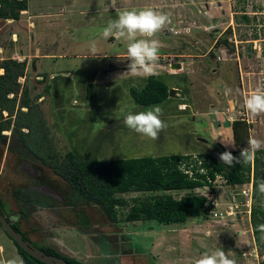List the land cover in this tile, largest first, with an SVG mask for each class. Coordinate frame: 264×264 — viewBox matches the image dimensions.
Here are the masks:
<instances>
[{
	"label": "rangeland",
	"instance_id": "374dc122",
	"mask_svg": "<svg viewBox=\"0 0 264 264\" xmlns=\"http://www.w3.org/2000/svg\"><path fill=\"white\" fill-rule=\"evenodd\" d=\"M28 1L34 11L47 14L44 20L48 21L43 27L44 32L48 33V41L57 40L63 44L61 49H55L59 56L49 59L47 64L55 72L66 70V67L69 72L62 82L57 81L60 84L54 85L52 80H48L51 86H47L45 91L50 88L49 98L44 96L43 100L47 106V100L53 103L54 98L61 99L63 104L52 110L51 116L49 112L45 115L49 132L53 134L54 146L60 154L68 150L79 159L88 152L89 158L106 160L168 156L198 150L217 156L221 147H233L225 148L221 140L233 144L226 117L234 116L238 109L245 112L248 120V137L251 135L264 141V114L251 117L243 103L252 91L264 89V58L256 55L257 49L251 43L255 16L246 15L248 20L245 21L240 13L243 7L249 10L247 4L253 0H115V5L113 0ZM261 1L264 4V0H257V4ZM144 8H152L170 17L171 23L153 37L160 42L154 72L161 69L164 73H160V77L167 85L184 76L185 84H174L178 91L183 92V96L176 93L148 107L136 105L128 93V87L134 84L140 86L145 80L143 76L132 75L110 79L98 84V87L94 83L92 90L96 92L92 100L84 101L83 106L72 105L77 108L69 107L77 93L82 98L86 92V82L93 81V67L107 68L109 61L123 67L124 60L117 61L119 58L114 55L126 54L128 41L126 37L109 40L103 35L109 21L117 18L119 10ZM95 9L106 11L96 13ZM259 10L264 13V5ZM30 12L22 14L23 21L6 23L0 20V46H5V51L1 47L4 55L7 54L6 39L10 31L17 26L20 30L33 19ZM40 20L41 16L35 17V28L41 25ZM204 26H208L207 29ZM39 29L36 30L37 38ZM222 39L226 43H222ZM218 41L220 44H217ZM93 47L95 53L92 52ZM177 62L182 63L183 71L170 67V64ZM67 63L69 66H66ZM166 73L173 74L174 78H169ZM30 76V73H26L24 82L31 92L44 93L43 85ZM180 102L185 103V108L183 104H178ZM41 103L40 109L43 107ZM151 106L161 107V119L166 124L156 140L143 138L123 124L127 114L144 111ZM2 134L8 135L9 131ZM7 145L8 142L0 144L3 213L11 221L18 220L20 229L33 244L45 243L62 254H76L59 246L56 239L61 237L66 243L76 246L80 253L92 251L93 256L88 255L84 264H195L205 252L217 249L224 250L236 264H258L264 258L254 246L250 229V198L241 193V189L249 186L248 183L229 186L220 176H216L211 186L213 190L195 188V192L211 196V212L205 219L191 218L180 225H162L154 221L124 222L128 205L117 208L116 223H111L95 209H87L93 224L90 227L77 226L81 229L84 227V231L91 235L85 237L74 227L79 222L74 209L64 201L35 190L40 195L38 197L48 203L37 205L35 212L26 219L19 218L11 190L29 187L39 181L53 187L56 177L28 156L20 158L9 153ZM22 160H27L31 165L21 164ZM25 167L33 172L39 170V176L33 178L27 175ZM56 190L67 199L65 190ZM170 193L179 197L183 192ZM143 195L146 193L120 194L128 201L131 197ZM213 212L217 216H213ZM147 226L151 229H145ZM1 253L0 264H3L2 260L19 261L14 244L0 229Z\"/></svg>",
	"mask_w": 264,
	"mask_h": 264
},
{
	"label": "trees",
	"instance_id": "16d2710c",
	"mask_svg": "<svg viewBox=\"0 0 264 264\" xmlns=\"http://www.w3.org/2000/svg\"><path fill=\"white\" fill-rule=\"evenodd\" d=\"M26 6L27 0H0V20L17 19ZM241 18L248 20L246 15H241ZM221 42L226 43L225 39ZM0 70V144L8 142L9 153L19 157L28 156L56 177V183L51 181L56 189L65 190L66 204L75 210L78 226L90 225L86 216L88 208L95 209L111 223H116L117 208L125 205L128 208L123 221L127 223L154 221L162 225H180L191 218L205 219L212 204L202 194L195 192V188L207 187L208 190H213L212 182L216 176H220L229 186L251 182L249 224L254 246L264 255V227H261L264 226V195L256 191L255 187L264 180V148L256 153L255 160L250 165L228 166L219 159V154L225 151L238 157L240 150L247 147L248 122H231L233 147H221L217 156L200 151L194 155L179 153L98 160L89 158L88 152H85L81 158L76 159L71 151L67 150L63 154L57 151L40 109V102L29 95L25 85L18 82V78L24 75L25 62L10 57L0 58ZM166 74L169 78H174L173 74ZM160 76H146L142 85H134L128 89L134 104L148 107L167 98L169 88ZM183 79L184 76L173 82L185 84ZM92 85L90 82L85 85L87 98L93 93ZM181 103L184 102L178 104ZM6 130L9 134H2ZM181 162L186 163L185 165L191 163L190 175L182 171ZM171 191L183 193L174 197ZM128 192H145L146 195L131 197L129 201L120 196ZM10 195L18 208L19 218L26 219L35 212L37 205L48 203L28 187L14 188ZM3 209L4 204L0 198L1 212ZM5 217L9 220L7 214ZM9 221L16 231L21 232L23 238L30 240L20 229L18 220ZM145 229L151 227L147 226ZM12 243L23 264H43L24 252L14 241ZM34 245L47 254L62 257L69 264H84L77 258L62 254L49 244ZM258 264H264V258Z\"/></svg>",
	"mask_w": 264,
	"mask_h": 264
},
{
	"label": "clouds",
	"instance_id": "9594fccd",
	"mask_svg": "<svg viewBox=\"0 0 264 264\" xmlns=\"http://www.w3.org/2000/svg\"><path fill=\"white\" fill-rule=\"evenodd\" d=\"M115 5V0H113ZM171 23L170 17L152 8L122 9L117 12V18L109 21L103 29V35L107 38L116 36L127 38L126 60L127 70L123 74L134 76H150L154 74V67L159 59L160 42L154 39L166 24ZM95 47L92 52L95 53ZM244 108L251 117L264 114V89L252 91L244 98ZM162 109L159 106H151L149 109L136 113H129L123 118V124L129 130L141 137L156 140L159 133L166 127L161 119ZM225 148L233 145L221 140ZM264 147V141L249 136L247 147L240 150L238 157L225 151L219 154L222 163L228 166L236 164L250 165L254 162L256 153ZM256 191L264 195V180L256 186ZM264 227V226H261ZM7 264H23L22 260L12 259ZM195 264H236L230 259L224 250L217 249L205 252L195 261Z\"/></svg>",
	"mask_w": 264,
	"mask_h": 264
},
{
	"label": "crops",
	"instance_id": "0c3cea01",
	"mask_svg": "<svg viewBox=\"0 0 264 264\" xmlns=\"http://www.w3.org/2000/svg\"><path fill=\"white\" fill-rule=\"evenodd\" d=\"M243 10H245V7L241 8V11H243ZM28 11H31L29 15H30V17L32 16L33 19L29 20L26 25H23L20 30L18 29V26H17L16 29L10 31V35L6 39L7 54L4 55V53H2L1 47L3 48V51H5V46L1 45L0 46V58L10 57V58L15 59L17 61H24L25 62L24 75L18 78V82L21 85L23 84V85H25L28 88V93H29V95L31 97L36 98L37 102H40V103L42 102L41 104H43V107L41 108V111L43 113L44 120L46 121L45 115L47 116L48 112H49V115L51 116V111L52 110H55L56 108H60L63 105V104H61V99H57V98H54L55 100L53 101V103H51L50 100L48 99L47 100L48 106L44 105V101H43L44 100V96H47L49 98V90H50V88L47 91H45V89L47 88V86H49V87L51 86L48 83V80H52L54 85L55 84H60L58 82H62V79H64V76H67L69 72H68V68L67 67H66V70L61 69L60 71L55 72L47 64L49 59H55V58H57L59 56L57 54L58 52H56L55 49L56 48H60L61 49V47L63 45L62 43L60 44L57 40L56 41L55 40L48 41V39H49L48 38V33L44 32L45 27H43V25L45 26V24L47 23L46 21H48V20H44V18H47V17H44V16H47V14L45 15V13H38L39 11H34V8H32V7L30 8L29 1L27 0L26 8L24 10L20 11V13H19L20 15H19V17L17 19H5L4 21H6V23H11L13 21H17V22L18 21H23L22 20V14L28 13ZM104 11H106V10L102 9V10L98 11V9H95L96 13H100V12H104ZM241 11H240V13H241ZM242 15H245V14H242ZM38 16H41L40 23L41 22L42 23H41L40 26L35 28V25H37L36 24L37 21H35V17H38ZM30 17H29V19H30ZM90 19L93 20V17H91ZM15 27H16V25H15ZM207 27L208 26H204V29H207ZM39 28H41V29H39ZM37 29H39V37L38 38L36 37L37 36V32H36ZM99 34H102V33L99 32ZM115 37L116 36H112V37L110 36L109 40H114ZM60 42H62V41H60ZM20 44L25 45L24 51H23V45H20ZM114 56L119 58L117 61H120V59L124 60L123 67H121V66L117 67V65L112 63L111 61H109L107 68L100 67V66L97 67V66L94 65L95 67L92 68L94 70V74H93V77H92L93 81H88V82H90L92 84L95 83L96 86L98 87V84L100 85V84L106 83L110 79H113V78L132 76V75H129V74H126V73L123 74L127 70V64L129 63V61L126 60V54L123 53V54L120 55V54L116 53ZM117 61H115V63ZM66 66H69V64L67 63ZM183 69L184 68H183V65L181 63L179 71H183ZM0 72H1V70H0ZM26 73H30V75H31L30 78L37 79V83L43 85V92L44 93H42V92L32 93L31 92L30 88L24 82V80L26 79ZM160 73H164V72H162L161 69H159L158 71L154 72V74H160ZM185 73H187V72H185ZM143 77L145 78L146 76H143ZM174 84H176V83L175 82H170V84L167 85V86H168V88H171V87L175 88L176 85H174ZM134 85H132V86H134ZM130 87H131V85H129L128 89ZM176 90H177V92H175V95H176V93H178L179 95L182 94L181 91H178V89H176ZM94 92H96V91H93L91 97H89V98L86 97V92L83 93L82 98H79L78 97V93H77L76 94L77 97L75 96V98L73 97L71 99V103H69L70 104L69 107L77 108V106H75V107L72 106V105H77V104L83 106V102L84 101H90V100L93 99ZM53 93H54V91H53ZM52 96L54 97V94H52ZM182 96H183V94H182ZM181 104H183L184 105L183 108H185V104L184 103H181ZM51 105H54V106L51 107ZM179 107L181 108V106H179ZM21 109L25 110V108H21ZM52 121L53 120H51V122ZM231 122L230 121L228 122L230 127H231ZM48 124H49V122H48ZM48 124H46V125H48ZM50 135H52V137H53V134H50ZM197 152H200V151L196 150L194 152L191 151V152H183V153L184 154L194 155ZM57 181H59V180H57ZM54 183H56V182H54ZM86 216L88 218V221L92 225L93 223L91 221V218H90L89 214L87 213ZM77 226H78V224L75 225L74 227L77 228V230L81 231L82 236H85V237H90L91 236V235H88L89 233L84 231V229H83L84 227L81 229V228H78L79 226L78 227ZM56 240H58V244L62 248H65L67 251H70V252H76V254L75 253L73 255H68L67 254V256L77 258V259L81 260L83 263H84L85 260L86 261L88 260V258H87L88 255H89V257L93 256L91 250L89 252L81 251V253H80V251L76 248V246H72V245H70V243H66V241L64 239H61V237L59 239H56ZM1 252H2V250H1ZM0 255H2V253ZM16 255H17V252H16ZM17 257H18V255H17ZM18 259H19V257H18ZM2 262H3V264H7V261L5 262L4 260H2Z\"/></svg>",
	"mask_w": 264,
	"mask_h": 264
},
{
	"label": "water",
	"instance_id": "95a60500",
	"mask_svg": "<svg viewBox=\"0 0 264 264\" xmlns=\"http://www.w3.org/2000/svg\"><path fill=\"white\" fill-rule=\"evenodd\" d=\"M170 67L178 69L180 68V64L179 63L170 64ZM175 91H177L175 88L172 87L169 88L168 96H174ZM180 95L182 96V94ZM38 190L48 196L57 199H62V194H60L57 190L51 187L41 186L39 187ZM0 227L5 232V234L18 245L19 248H21L24 252H26L28 255L38 260L39 262L43 264H69L62 257H57L51 254H47L44 251H42L40 248H38V246L34 245L30 240L23 238L21 232L16 231L11 226V222L7 220V218L1 211H0Z\"/></svg>",
	"mask_w": 264,
	"mask_h": 264
},
{
	"label": "built area",
	"instance_id": "2783aa9c",
	"mask_svg": "<svg viewBox=\"0 0 264 264\" xmlns=\"http://www.w3.org/2000/svg\"><path fill=\"white\" fill-rule=\"evenodd\" d=\"M263 5H264L263 1H261L260 4H257V0H253V2H250L249 4H247L249 10L246 9L245 7V10L241 11L242 14L255 16V18H253L255 19V21L252 23L254 27L253 29L254 37L251 39V43H253L254 48L257 49L256 55L260 57V59L264 58V13H262L261 10H259L261 7H263ZM258 15H262V17H258ZM226 119L230 122L233 120H238V119L248 121L245 118V112L239 109L236 110V114H234V116H227ZM185 164L186 163L181 162L180 168L182 169L183 172L190 175L191 163L188 162L187 165ZM248 184H249L248 187L241 189V193L245 194L246 196L250 198L251 182H248ZM202 195L207 199V201L213 204L211 196L207 194H202ZM210 212H211V209L209 210V214ZM213 216H217V214L213 212Z\"/></svg>",
	"mask_w": 264,
	"mask_h": 264
},
{
	"label": "flooded vegetation",
	"instance_id": "af4514ba",
	"mask_svg": "<svg viewBox=\"0 0 264 264\" xmlns=\"http://www.w3.org/2000/svg\"><path fill=\"white\" fill-rule=\"evenodd\" d=\"M19 157V156H18ZM20 158H23V157H21L20 156ZM24 158H26V157H24ZM21 164H23V165H25V166H30L31 164H30V162H27V160H22V162H21ZM20 164V165H21ZM25 169V172H26V174L27 175H32L33 176V178H35V177H37V176H39V170H37V171H35V172H33L31 169H27V167H25L24 168ZM47 184V183H46ZM45 184V182L44 181H39V182H37V183H35L34 185H30L28 188L30 189V190H32V191H36V192H38V193H41V194H43V195H46V194H44V193H42V192H40L38 189H39V187H41V186H48V187H51V186H49L48 184L46 185ZM53 184V183H52ZM53 187H55V185L53 184ZM53 187H51V188H53ZM54 189V188H53ZM56 190V189H55ZM46 196H48V195H46ZM49 197H51V196H49ZM54 198V197H53ZM54 199H57V198H54ZM57 200H61V201H64V203H66L67 201H66V199L63 197V195H62V199H57ZM1 211V210H0ZM2 213H3V210H2ZM4 214V213H3ZM5 215V214H4ZM19 216V215H18Z\"/></svg>",
	"mask_w": 264,
	"mask_h": 264
}]
</instances>
